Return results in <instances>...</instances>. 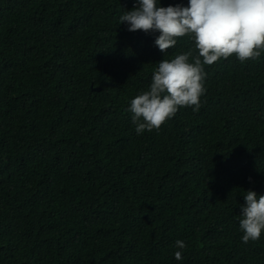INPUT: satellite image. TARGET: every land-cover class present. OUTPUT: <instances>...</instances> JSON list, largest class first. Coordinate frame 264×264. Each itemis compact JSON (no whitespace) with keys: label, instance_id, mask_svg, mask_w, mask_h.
<instances>
[{"label":"trees","instance_id":"16d2710c","mask_svg":"<svg viewBox=\"0 0 264 264\" xmlns=\"http://www.w3.org/2000/svg\"><path fill=\"white\" fill-rule=\"evenodd\" d=\"M136 2L0 0V264H264L239 227L264 194V52L204 65L199 111L137 135L131 100L194 45L127 31Z\"/></svg>","mask_w":264,"mask_h":264},{"label":"clouds","instance_id":"9594fccd","mask_svg":"<svg viewBox=\"0 0 264 264\" xmlns=\"http://www.w3.org/2000/svg\"><path fill=\"white\" fill-rule=\"evenodd\" d=\"M127 31L160 34L155 45L161 52L173 48L177 37L188 36L193 47L173 59L158 62L149 89L133 98L127 109L137 135L159 130L179 108L193 106L199 111L200 97L206 91L204 65L235 56L240 63L255 60L264 52V0H189L188 6H161L159 0H137L131 10L119 16ZM251 181V178H249ZM239 205L242 242L260 239L264 230V194L249 189ZM175 245L177 260L186 247Z\"/></svg>","mask_w":264,"mask_h":264},{"label":"water","instance_id":"95a60500","mask_svg":"<svg viewBox=\"0 0 264 264\" xmlns=\"http://www.w3.org/2000/svg\"><path fill=\"white\" fill-rule=\"evenodd\" d=\"M93 90H99V87H94Z\"/></svg>","mask_w":264,"mask_h":264}]
</instances>
